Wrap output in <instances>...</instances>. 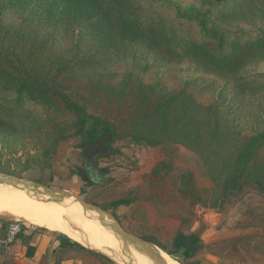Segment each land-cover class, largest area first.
<instances>
[{"label":"rangeland","instance_id":"rangeland-1","mask_svg":"<svg viewBox=\"0 0 264 264\" xmlns=\"http://www.w3.org/2000/svg\"><path fill=\"white\" fill-rule=\"evenodd\" d=\"M134 1L143 20L164 23L178 51L183 50L184 41L190 40L207 43L213 53L223 56L230 54L237 44L252 42L264 34V0H248L247 3L243 0ZM3 2L6 4L9 0H0V4ZM243 4L252 7L244 10ZM176 6L181 10L202 9L210 16V29L222 36L223 41L204 35L197 22L179 18ZM42 11L32 13L31 6L7 7L2 12V21L11 30L24 25L30 17L34 22L32 25L28 22L27 29L45 25L39 29L48 59L42 76L58 78V84L91 115L126 121L131 112L126 106L133 101L120 98L119 94L125 89L126 95H131V86L128 88L124 83L132 79L134 85L143 84L152 93L178 94L185 90L200 105L217 106L220 115L240 137L264 131V61L248 63L241 69L239 77L249 86L245 94L238 95L235 82L230 78L208 72L188 56L180 61L164 57L142 42L120 40L122 51L95 53L98 43L86 35V24L71 26V31L65 33L62 25L57 29L49 27L50 20L40 18ZM83 31V37L79 38ZM52 32L55 37L47 38ZM76 43L80 45L78 49L73 48ZM2 50L6 58L19 65L12 67L20 75L32 73L19 64L9 41ZM75 51L81 53L75 56ZM59 68L62 74L56 73ZM60 88L51 92L62 98L65 92ZM114 89L116 92H111ZM107 92L110 96H105ZM58 101L54 106H58ZM0 103L10 104L9 101ZM23 107L32 112L30 122L20 118L15 129L0 127V173L77 195L117 218L128 233L164 252H176L175 240L180 231L187 235L196 233L200 242L192 255L185 256L183 250L174 255L165 252L179 264H264V189L258 185L249 184L240 193L222 197V189L215 193L209 169L197 153L168 141L154 146L138 145L124 129L115 145L119 154L100 161L108 182L94 185L80 176L84 156L70 116L62 113L58 106L50 121H45L49 112L45 106L28 102ZM57 127L60 129L55 133ZM260 157L264 159V149ZM190 174L203 199L210 203L209 208L193 205L195 201L180 193ZM17 188L27 189L22 185L15 186ZM27 190L41 196L43 202L53 199L42 188ZM117 201L123 203L113 206ZM52 219L62 228L68 227L79 235L83 233L64 214ZM3 220L7 227L15 222L21 227L32 226L11 216ZM0 264L21 263L0 250Z\"/></svg>","mask_w":264,"mask_h":264},{"label":"trees","instance_id":"trees-1","mask_svg":"<svg viewBox=\"0 0 264 264\" xmlns=\"http://www.w3.org/2000/svg\"><path fill=\"white\" fill-rule=\"evenodd\" d=\"M243 1L247 3L248 0ZM27 6L32 7V13L43 9L40 18L50 20L48 26L52 25L54 29L62 25L61 30L65 29V33L71 31V26L86 24V35L98 43V47L94 48L95 53L122 51V41L142 42L148 49L157 51L164 57L180 61L188 56L198 61L208 72L230 78L235 82L238 95L245 94L249 86L239 77L241 69L248 63L264 61V34L252 42L237 44L230 54L220 56L213 53L207 43L190 40L184 41L183 50H176L164 23L161 20H143L134 0H9L6 4H0V101L10 103H0V127L15 129L20 118L30 122L32 112L23 107L25 103L35 102L45 106L49 111L45 121H50L54 111L60 107L62 113L70 116L69 119L76 127L75 137L81 140L84 163L79 169L80 176L94 185L108 182L104 178L106 170L100 167V161L119 154L115 145L124 129L138 145L154 146L168 141L197 153L209 169L215 193L222 189V197L240 193L249 184H256L264 189V159L260 157L264 149V131L250 137L235 135L232 126L216 109L217 106H202L185 90L178 94L152 93L147 86L134 85L132 79H129L124 85L128 88L131 86V95H126L128 91L125 92V89L121 90V96L117 95L133 101L126 106L128 111L131 110L126 121L118 122L100 115H91L86 107L74 101L63 86L58 84V78L52 77L50 80L42 76L45 74V60L48 59L45 55L47 48L39 29L45 25H34L27 29V23L32 25L34 22L31 17L18 29L11 30L3 24L2 12L7 7L23 9ZM250 7V4H245L242 9ZM176 12L181 19L197 22L204 35L223 41L222 36L210 29V16L202 9L181 10L176 6ZM83 34L84 31L79 38ZM51 35L47 38L55 37L53 32ZM8 41L19 64L32 73L22 72L25 74L22 76L13 68L19 65L16 66L6 58L2 50ZM78 47V43L73 46L74 49ZM80 53L75 51V56ZM59 59L56 60L60 61ZM56 73L62 74L61 68ZM53 82L55 83L51 86ZM57 87L65 92L62 98L51 92ZM111 92L115 93L116 90ZM105 96L110 95L107 92ZM57 99L59 107L54 106ZM59 129L60 127L55 128L54 132L57 133ZM188 178L180 193L195 201L193 205L209 208L210 203L201 196L192 174ZM122 203L117 201L113 206ZM199 242L200 238L196 233L187 235L180 231L175 240L176 252H165L174 255L183 250L185 256H190Z\"/></svg>","mask_w":264,"mask_h":264},{"label":"bare ground","instance_id":"bare-ground-1","mask_svg":"<svg viewBox=\"0 0 264 264\" xmlns=\"http://www.w3.org/2000/svg\"><path fill=\"white\" fill-rule=\"evenodd\" d=\"M43 201L41 196L38 197L27 189L0 186V213L34 226L65 232L85 246L108 254L119 264H154L148 256L140 253L133 246L127 249L124 242L112 230L101 224L99 215L95 212L85 211L73 195L60 202ZM52 214L53 216L66 215L68 220L76 224V229L83 232L82 235L68 227L62 228L61 225H57L52 219ZM161 254L167 264H179L163 250H161Z\"/></svg>","mask_w":264,"mask_h":264},{"label":"crops","instance_id":"crops-1","mask_svg":"<svg viewBox=\"0 0 264 264\" xmlns=\"http://www.w3.org/2000/svg\"><path fill=\"white\" fill-rule=\"evenodd\" d=\"M9 217L0 213V241L6 238L9 228L3 218ZM0 250L21 264H119L108 254L85 246L65 232L34 225H22L18 239Z\"/></svg>","mask_w":264,"mask_h":264},{"label":"water","instance_id":"water-1","mask_svg":"<svg viewBox=\"0 0 264 264\" xmlns=\"http://www.w3.org/2000/svg\"><path fill=\"white\" fill-rule=\"evenodd\" d=\"M0 184H9L13 186L22 185L25 186L27 189H32L34 191H37L38 188H42L46 194L52 196V200H54L55 202H60L63 199L72 196L71 193L66 191H56L53 189L46 188L40 185L39 183L31 182L23 178L11 175H4L2 173H0ZM73 196L76 198L77 202L82 205L85 211L97 213L99 215V221L101 222V224L112 230L124 242V244L130 245L131 247L133 246L140 253H143L148 256L154 262V264H167L164 258L162 257V249L142 238H138L128 233L121 225L119 220L114 216L110 215L105 210L87 203L79 196Z\"/></svg>","mask_w":264,"mask_h":264},{"label":"built area","instance_id":"built-area-1","mask_svg":"<svg viewBox=\"0 0 264 264\" xmlns=\"http://www.w3.org/2000/svg\"><path fill=\"white\" fill-rule=\"evenodd\" d=\"M22 233V227L19 223H12L9 226L7 236L0 241V248H7L11 246Z\"/></svg>","mask_w":264,"mask_h":264}]
</instances>
